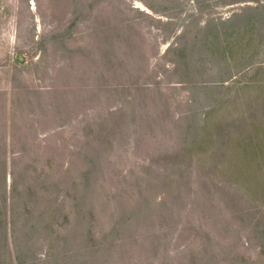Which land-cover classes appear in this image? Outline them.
Wrapping results in <instances>:
<instances>
[{
  "label": "rangeland",
  "instance_id": "obj_1",
  "mask_svg": "<svg viewBox=\"0 0 264 264\" xmlns=\"http://www.w3.org/2000/svg\"><path fill=\"white\" fill-rule=\"evenodd\" d=\"M0 264H264V0H0Z\"/></svg>",
  "mask_w": 264,
  "mask_h": 264
}]
</instances>
